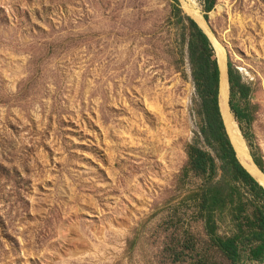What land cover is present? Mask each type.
I'll return each mask as SVG.
<instances>
[{"label":"rangeland","instance_id":"rangeland-1","mask_svg":"<svg viewBox=\"0 0 264 264\" xmlns=\"http://www.w3.org/2000/svg\"><path fill=\"white\" fill-rule=\"evenodd\" d=\"M185 1L250 88L264 161V0ZM175 7L188 15L184 0H0V264H228L186 168L201 117Z\"/></svg>","mask_w":264,"mask_h":264},{"label":"trees","instance_id":"trees-1","mask_svg":"<svg viewBox=\"0 0 264 264\" xmlns=\"http://www.w3.org/2000/svg\"><path fill=\"white\" fill-rule=\"evenodd\" d=\"M215 4L216 0H204L207 12H211ZM173 16L177 24H182L179 37L188 53L195 87L194 104L201 117L200 131L188 147L186 167L203 178L202 185L193 192L197 216L203 222L209 245L215 247L228 264H238L243 255L261 260L264 257V187L240 163L227 135L219 101L221 69L214 46L197 21L185 15L181 8L175 7ZM238 71L230 62V109L249 142L254 164L263 168V158L249 130L250 88ZM241 100H244L242 105ZM225 209L232 229L228 234H221L217 213ZM199 264L218 263L200 261Z\"/></svg>","mask_w":264,"mask_h":264},{"label":"bare ground","instance_id":"bare-ground-1","mask_svg":"<svg viewBox=\"0 0 264 264\" xmlns=\"http://www.w3.org/2000/svg\"><path fill=\"white\" fill-rule=\"evenodd\" d=\"M184 8L189 16L197 21L200 27L207 33L209 36L213 48L215 49L219 65L223 70V84H222V91H221V113L223 118V123L227 132V135L230 139V142L236 152V156L241 164L261 183L264 187V174L262 171L254 164L246 144L241 136V133L234 122V118L229 109V92H230V85L227 75V58L225 51L215 36L213 32L209 29L206 22L203 20L200 12L192 5V3H186L184 0Z\"/></svg>","mask_w":264,"mask_h":264},{"label":"water","instance_id":"water-1","mask_svg":"<svg viewBox=\"0 0 264 264\" xmlns=\"http://www.w3.org/2000/svg\"><path fill=\"white\" fill-rule=\"evenodd\" d=\"M226 67H227V75H228V80H229V67H228V65ZM220 69H221V83H220V97H219V101H220V108H221V91H222V84H223V70H222L221 66H220ZM229 85H230V83H229Z\"/></svg>","mask_w":264,"mask_h":264}]
</instances>
